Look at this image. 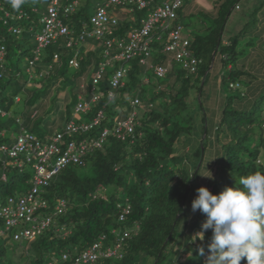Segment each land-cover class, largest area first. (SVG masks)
<instances>
[{"label":"trees","instance_id":"trees-1","mask_svg":"<svg viewBox=\"0 0 264 264\" xmlns=\"http://www.w3.org/2000/svg\"><path fill=\"white\" fill-rule=\"evenodd\" d=\"M44 1L43 12L37 0H26L16 10L8 0H0V44L5 48L4 69L0 70L2 111L6 112L21 92L29 95V92L44 90L38 95L53 97L52 109L57 114L61 110L57 96L72 83L65 74L71 68L69 60L74 57L76 49L66 48L64 39L46 47L41 52L40 60L31 68L30 73L27 72L28 62L36 49L35 38L41 30L40 19L49 2ZM74 1L77 2L75 11L60 16L71 35L77 34L88 22L94 9L106 0H98L94 7L90 5V0H61L60 4L65 7ZM219 2L214 16L204 15L209 24L191 33L189 37V50L200 61L194 74L185 72L178 63L162 53L165 36L162 42L154 40L151 44V64L168 67L163 78H156L152 70L140 66L137 59L114 61L115 68L109 72L105 69L97 85V92L102 99L83 114V118L81 115L78 121L89 122L107 104L104 111L106 119L89 132L71 139H96L103 129H111L116 119L124 118L129 109V101L138 98L140 106L135 119V140L122 142L114 136H108L100 149L91 151L83 159V166L70 165L53 177L40 195L47 201L48 208L37 215L41 217L51 214L60 200L66 203L64 213L52 221V229L35 239L14 241L7 236H0V264H11L5 248V242L9 239L16 243L27 242L31 246V252L26 250L28 258H31L28 264H71L102 237L101 250L114 248L119 241L118 254L121 257L97 261V264H190L194 259L195 264H203L202 257L195 249L198 246L206 248V240L212 232L206 231L203 241L191 243V237L201 230V225L192 216V210V214L187 215L185 204L188 197L193 195L195 199L196 190L200 187L218 195L223 191L218 185L226 179L232 181V188H242L236 182L241 177L254 173L264 174L259 163L261 154L264 155V92L253 90V74L244 65L245 57H241L239 39L246 34V26L224 43L226 22L233 9L238 7L239 0ZM183 7L175 23L182 27L185 26L182 22ZM5 13L9 15L8 18L4 17ZM20 13L22 16L19 18ZM132 15L133 20L126 17L120 21L117 38L126 39L131 31L137 29L145 11L135 10ZM93 45L94 49L91 50H86L82 45L76 57V70L80 72L82 80L76 81L71 97L62 100L64 126L72 118L77 96L89 98L92 76L104 61L102 45L97 42ZM252 45L251 42L245 43L249 48ZM114 49L111 50V56L116 53ZM55 54L59 57L58 61L53 58ZM25 57L28 60L21 71L19 62ZM215 64H219L222 70L220 79L226 78L230 90L236 92L242 83L245 88L231 96L220 94L222 101L219 103L216 91L210 87L208 92L216 94L211 97L206 93L205 102L213 108L208 110L204 108L201 95ZM49 66L52 69L39 76ZM120 67H126L128 72L123 85L114 91V99L108 103L106 95L111 91L110 80ZM89 71L93 72L89 81H86L85 75ZM44 80L47 82L43 83ZM60 83L63 89L58 91L55 85ZM29 84L33 87L28 88ZM230 84L237 87L231 89ZM145 86L149 87L148 91ZM216 106L217 114L214 110ZM121 112L123 115H120ZM36 113V110H32L31 114H22L21 118L16 117L14 121L19 129L22 127L33 133L36 127L40 129V122L32 124ZM4 117L0 116V147L5 145L4 133L10 127V123L3 120ZM208 125L211 126L210 134ZM63 128L57 132H62ZM34 135L44 142L52 134ZM186 137L190 138L193 147L188 146ZM208 142V156L214 159L208 171L213 178H207L203 184L199 176ZM4 161L6 158L0 152V175L5 172L7 176L5 182L0 179V201L11 196L16 186L15 182L8 179L7 171L11 168L4 170L1 166ZM87 166L91 169V175H80L74 169ZM21 173V181L28 185L27 192L32 176L26 172ZM125 208L128 212L124 214L123 220H119ZM201 214L199 217L203 216Z\"/></svg>","mask_w":264,"mask_h":264},{"label":"built area","instance_id":"built-area-1","mask_svg":"<svg viewBox=\"0 0 264 264\" xmlns=\"http://www.w3.org/2000/svg\"><path fill=\"white\" fill-rule=\"evenodd\" d=\"M60 2L61 0H49L48 2L46 12L40 19L41 30L36 35V49L33 51V58L28 62L27 72L30 73L31 68L40 60L41 52L60 39L65 40L66 48L76 49L74 57L69 60L70 67L78 68L76 57L79 49L90 40L102 45L104 61L99 64L98 70L92 76L89 98L86 99L83 95L77 96L72 118L65 124L62 132H55L43 142L21 127L10 147L5 145L0 147V152L6 158L1 165L4 170L10 167L22 172L24 166H28L33 172L29 180V190L25 194L9 196L0 201V221L5 231L17 230L18 233L13 237L15 240L32 239L41 234L50 226L52 217L65 211L66 203L60 200L55 205L52 216L37 215L48 208L47 201L40 195L49 186L54 176L70 165L83 166V159L91 151L100 149L108 136H114L122 142L135 140V119L137 108L140 106L138 98L129 101V109L124 118L116 119L113 127L103 129L96 139L89 141L71 139L73 136L89 132L106 119L104 111L107 104L103 105L89 122L78 121V117L89 112L92 106L102 99L97 92V85L107 66L114 61L137 59L138 64L152 70L156 78H163L168 67L151 64V44L154 40L162 42L164 36L166 41L162 44L161 51L168 59L178 63L189 74H194L200 64V61L193 57L189 50V36L184 35L181 25L175 24L178 12L183 6V0H106L94 9L88 22L75 35H71L72 33L60 16L73 13L77 2L74 1L65 7H62ZM135 10L145 11V15L138 22V28L131 31L126 39L117 38L116 32L120 21L126 17L132 18ZM19 15L20 18L22 15L21 13ZM8 16L7 13L4 14L5 18ZM13 32L18 33L19 31L13 30ZM112 49L116 50L113 56H111ZM4 57L5 48L0 44V70L4 69ZM53 58L55 61L59 59L57 54ZM51 69L52 67L49 66L47 71L40 72L39 76H43ZM127 72L126 67H120L113 73L110 80L111 91L106 95L108 103L114 99V91L123 85ZM236 87L237 85L230 84L231 89ZM5 115L0 110V116ZM9 160L12 163L8 164ZM0 179L2 182L6 181L5 172L1 173ZM127 210L126 208L122 210L119 220H123ZM0 233H2L1 229ZM211 235L206 240V256ZM101 240L77 256L71 264H97V261L101 259L118 256L119 244L113 249L101 250ZM206 256L202 257L203 264H205ZM63 258L65 259V256ZM241 264H246V259H243Z\"/></svg>","mask_w":264,"mask_h":264},{"label":"rangeland","instance_id":"rangeland-1","mask_svg":"<svg viewBox=\"0 0 264 264\" xmlns=\"http://www.w3.org/2000/svg\"><path fill=\"white\" fill-rule=\"evenodd\" d=\"M83 1V0H80ZM98 0H90V5L94 7L95 2H97ZM193 0H188L187 2H183V10L187 11V8L189 6H191ZM262 0H255V8H260L259 3ZM37 4L38 7L40 8V11L43 10V12L45 11V1L42 0V3L40 2V0H37ZM211 4V3H210ZM203 4L201 3V6ZM182 10V11H183ZM202 13L201 14H197L194 16H188V17H182V22L185 24V26H183V33L184 35L189 34L190 33H196L198 30L202 29L204 25L209 24V20H207V17L209 14L208 12H206L205 8H202ZM92 11V9H91ZM183 11V12H184ZM253 7H250L249 4V0H240L238 3V7L237 9H233V11L231 12L225 28H224V32H223V38L224 39H228L229 37H232L234 35H236L239 30L245 25L246 26V34L244 35L243 38L239 39V48L241 50V57H246L248 56V54L250 53L249 51V47L245 46V43L250 42V40L252 39L253 43H255V40L253 38H251V33L253 32L254 28L257 26L258 23V17H256L255 12H253ZM206 15V16H204ZM203 22V23H202ZM190 37V36H189ZM93 41H91V45H93ZM43 52V51H42ZM32 56V53H30ZM28 60V57L22 58L19 62V67L22 70H24L25 66H26V61ZM114 67L113 63H111L109 66L106 67V70L109 72L111 71ZM222 71V70H220ZM218 72V70L216 69V64L215 67L212 69L208 81L205 84V87L202 91V95H201V100L204 101V108L210 110L212 107H208L207 106V102H205V97H206V93L208 92L209 88H210V83L214 80V82H216L215 85V90L217 92H219V94H221L222 96H231L234 94H237L240 90H243L245 88V84H241L240 87H238V90L232 91L228 88V81H226V78L220 79L219 74L222 72ZM33 72V71H32ZM93 72V71H92ZM91 71H89V73H87L85 76V80L89 81L90 75L92 74ZM80 72L77 71L74 68H69L65 74V77L71 81L72 83H70L63 91H61L59 93L57 102L60 105V112H58L57 114H55L53 112V102H51L53 99V97H42L40 94L43 91H35L34 93L29 92L30 94L27 95L24 92H21L19 94V97H17V99H15L16 102H14L12 105H10V108L6 111L7 115L6 117L3 118V120H5L6 122L10 123V127L9 129H7L4 133V144L7 147H10L11 144L14 142V138L16 137V135L18 134L19 131V127L17 126V124L15 123V118L16 117H20L22 114L26 113V116L32 113V110H36V117L33 119L32 124L34 125L37 122H40V126L38 129L36 127V131L33 132V134L38 135H42L43 133H48V134H53L57 131H59L62 127H64V110H62V106H63V99L66 98V100H68L71 97V94L74 92V89L76 87V81L80 80L79 77ZM36 78V76H34ZM219 80L218 83L216 81V79ZM82 80V79H81ZM80 80V81H81ZM264 81V80H263ZM44 82H47V80H44ZM29 87H33L32 84L28 85ZM58 88L59 90H62V84H57L55 85V88ZM37 88V86H36ZM54 88V93H56ZM148 86H145V89L148 91ZM208 89V90H207ZM195 91V89H194ZM194 91L192 90L191 92L194 93ZM216 92V93H217ZM212 91L208 92V94L211 97H214V94H216ZM217 96V94H216ZM222 98V97H221ZM19 101V102H18ZM264 104V101H263ZM213 109V108H212ZM4 111V110H3ZM5 112V111H4ZM210 112V111H209ZM49 113V114H48ZM120 115H123V112L120 113ZM83 118V115L81 116ZM80 118V117H78ZM81 120V119H80ZM208 121H210L208 119ZM209 126V125H208ZM211 131V126L208 127V134H210ZM209 137V136H208ZM185 141L187 142L188 146L193 147V144H191L190 138L186 137ZM184 141V142H185ZM206 147V152H205V157L203 158V163H202V168H201V175L202 176H206L209 173L207 172V170L210 168L209 165L213 164V160L212 158H209L208 156V148H209V142L206 143L205 145ZM181 149H179L178 147V152L181 153ZM192 151V148H191ZM12 163L11 160L8 161V164ZM259 163L262 165L263 169H264V155L261 154L260 158H259ZM75 171L77 173H79L80 175H91V169L89 166L87 167H78V168H74ZM207 169V170H206ZM8 179L11 182H15L16 186H15V190L13 191V195L14 196H21L24 192H26V190L28 189V185L26 186L25 183H23L21 181V175L22 173L19 170H8ZM23 173H28L30 175V177L32 176L33 172L32 170L28 167V166H24V169L22 171ZM199 176V180L200 183H205L204 181L207 180V177H202ZM29 177V178H30ZM237 182V181H236ZM233 183L232 181H230L229 179L224 180L223 182H221L220 186L218 185L219 188H221L222 190L225 187H232ZM194 199L193 195H190L187 199V202L185 204L186 207V212L187 215L192 214L193 217L198 219V225H202V223L205 221L206 217L203 214V216L199 217V213L200 211L197 210L196 212H192L191 213V203ZM202 215V214H201ZM196 243V242H195ZM5 248L7 249V255H8V260L11 262V264H28L27 261L29 262L31 260V258H28V253L26 252V250L28 252H31V246L27 244V242H22V243H16L13 242L12 240H8L7 242H5ZM192 257V256H191ZM194 259V257H192ZM195 260H192V262L190 264H195Z\"/></svg>","mask_w":264,"mask_h":264},{"label":"clouds","instance_id":"clouds-1","mask_svg":"<svg viewBox=\"0 0 264 264\" xmlns=\"http://www.w3.org/2000/svg\"><path fill=\"white\" fill-rule=\"evenodd\" d=\"M8 2L16 10L26 0H8ZM4 113L6 114V112ZM17 123L20 124V121ZM207 172L208 175L200 176L212 179L211 172L208 170ZM193 173H191L192 176ZM237 184L241 185L242 188L225 187L218 195H213L205 187L196 190L197 196L191 203V210L192 212L199 210L206 219L201 225V230L193 235L190 241L191 243H195L197 240L203 241L205 232L211 230L212 235L211 241L207 245V256L204 246H198L195 249L200 257L206 256L205 264H241L243 259H246V264H264V174L254 173L241 177ZM54 208L55 206L51 214L48 213L47 215L52 216ZM57 216L52 217L47 230L32 239L52 229V221ZM0 229L2 232L0 236H7L14 241H19L13 238L14 234L18 233L17 230L5 231L1 221ZM117 244L119 241L115 246ZM120 257L119 254L116 256V258Z\"/></svg>","mask_w":264,"mask_h":264},{"label":"crops","instance_id":"crops-1","mask_svg":"<svg viewBox=\"0 0 264 264\" xmlns=\"http://www.w3.org/2000/svg\"><path fill=\"white\" fill-rule=\"evenodd\" d=\"M220 0H193L191 3V6L187 8V11H182L183 17L188 16H194L199 15L202 13V8H205L206 12H208V16H214L216 12V6L220 3ZM240 1V0H239ZM201 3L203 4L201 6ZM211 3V4H210ZM250 7H253V12H255L256 17H258V23L257 26L254 28L253 32L251 33V38L255 40V43H253L252 39L250 40L253 45L249 48L250 53L248 56L244 59V65L246 66L247 70L252 72L253 79H252V88L255 92H264V0H262L259 5L260 8H255V0H249ZM237 9V8H236ZM131 20L133 19L130 18ZM188 36L191 35L190 32H188ZM227 39H224V43ZM247 42V43H250ZM86 50L94 49V45H91V43L88 41L85 44H83ZM216 69L218 72L220 71L219 64L216 66ZM216 79V78H215ZM218 83V80H216ZM216 82L214 80L210 83V87L215 90ZM217 92V91H216ZM217 100L219 103L222 101V96H220L219 92H217ZM218 105V104H217ZM215 114H217V108L215 107ZM214 114V113H213ZM214 116V115H213ZM263 118H264V112H263Z\"/></svg>","mask_w":264,"mask_h":264}]
</instances>
